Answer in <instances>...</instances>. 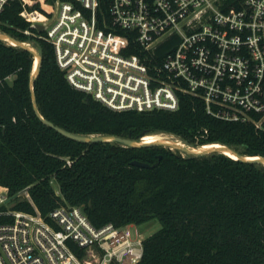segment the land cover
I'll list each match as a JSON object with an SVG mask.
<instances>
[{"label":"trees","instance_id":"16d2710c","mask_svg":"<svg viewBox=\"0 0 264 264\" xmlns=\"http://www.w3.org/2000/svg\"><path fill=\"white\" fill-rule=\"evenodd\" d=\"M21 9L19 0L4 6L0 32L37 47L36 102L56 126L137 141L146 134L168 133L192 146L217 142L245 156H264L263 129L250 121L216 118L194 95L179 92L174 110L139 111L113 109L75 88L57 65L44 30L32 27ZM177 42L178 36L163 39L156 54L166 55ZM129 52L143 50L134 44ZM33 64L29 50L0 39V191L12 195L27 186L41 214L60 204L78 205L95 226L158 219L160 227L142 239L138 264H264L263 164L221 152L181 155L161 145L68 137L33 110ZM133 159L154 166L133 165ZM14 208L33 210L26 200Z\"/></svg>","mask_w":264,"mask_h":264},{"label":"built area","instance_id":"2783aa9c","mask_svg":"<svg viewBox=\"0 0 264 264\" xmlns=\"http://www.w3.org/2000/svg\"><path fill=\"white\" fill-rule=\"evenodd\" d=\"M9 1L0 0V12ZM19 1L30 25L43 26L67 80L108 107L174 110L185 92L216 118L264 130V0ZM171 36L176 46L159 57L157 44ZM134 44L142 54L129 52ZM20 200L33 210L14 208ZM1 217L8 219L0 221V264H138L142 257L137 224L95 226L69 204L43 215L27 186L0 191Z\"/></svg>","mask_w":264,"mask_h":264},{"label":"water","instance_id":"95a60500","mask_svg":"<svg viewBox=\"0 0 264 264\" xmlns=\"http://www.w3.org/2000/svg\"><path fill=\"white\" fill-rule=\"evenodd\" d=\"M37 28L42 29L43 26L41 24H37ZM0 39L7 41L9 43L12 41L14 45H18V46H21V47L29 50L32 53V55L34 56V58H37V64L36 65L33 64V71L31 73V76L29 79V89H30V95H31L33 110H34L35 114L42 121H44L48 125L54 127L57 131H59L60 133L66 135L68 137H71L73 139H77L80 141H85V142L117 141V142L121 143L122 145H126V146H141V145H150V144L161 145L164 147H169L170 149H178L180 151H184V152L191 154V155H202V154H207V153H211V152H221V153L227 154L225 152L229 151L230 153L234 154L237 158H240L242 160H247V161H256V162H259V163L264 165V156H255V157L245 156V155L240 154L238 151H236L231 146H229L227 144H222V143H219L220 146H217V147H202V145L192 146L189 144L185 145V143H184V145H179L176 141L154 140L151 142H143V141H141V139L139 141H137V140H133V139H130L127 137L110 135V134H98V135L75 134V133L69 132V131H67V130L59 127V126H56L51 121L45 119L41 115V113L39 112L38 106H37V102H36V96H35V92H34V78L39 71V62L41 60V55H40L39 51L37 49H35L32 45H30L28 42L21 41V40L15 38L13 36L7 34V33L0 32ZM158 157L160 158V155ZM130 163L133 165L140 166V167H152V166H154V163L150 164L148 162L141 161L138 159H133Z\"/></svg>","mask_w":264,"mask_h":264},{"label":"rangeland","instance_id":"374dc122","mask_svg":"<svg viewBox=\"0 0 264 264\" xmlns=\"http://www.w3.org/2000/svg\"><path fill=\"white\" fill-rule=\"evenodd\" d=\"M33 47L35 49H37L36 46H33ZM34 60H35V58H34ZM161 134L171 137L172 140H176V139L179 138V137H177L176 135H173V134H168V133H161ZM185 145H186V143H185ZM173 150L174 151H178L181 155H185L186 154V152L180 151L178 149H173ZM52 187L54 188V190L57 193H59V184L54 179L52 180ZM136 227L140 230L141 236L144 238L145 236H147V235L151 234L152 232L156 231L160 227V222H159L158 219L153 218V219H151V220H149L147 222H144V223L136 225Z\"/></svg>","mask_w":264,"mask_h":264},{"label":"bare ground","instance_id":"6f19581e","mask_svg":"<svg viewBox=\"0 0 264 264\" xmlns=\"http://www.w3.org/2000/svg\"><path fill=\"white\" fill-rule=\"evenodd\" d=\"M10 43L13 44V42L11 41ZM37 64V58H35L34 60V65ZM154 140H161V141H176L179 145H184V141L180 138L176 139V140H172L171 137L167 136V135H162L161 133H150V134H146L141 138V141L143 142H151ZM220 146L219 143L217 142H213V143H206L203 144L202 147H217ZM225 153H227V155L232 156L233 158H237L234 154L230 153L229 151H226ZM251 157H255V156H251Z\"/></svg>","mask_w":264,"mask_h":264}]
</instances>
